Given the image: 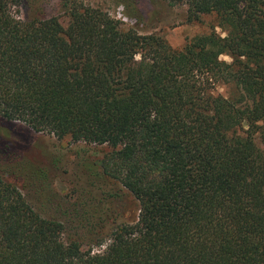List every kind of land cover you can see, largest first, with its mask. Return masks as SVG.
Returning <instances> with one entry per match:
<instances>
[{
  "label": "trees",
  "instance_id": "trees-1",
  "mask_svg": "<svg viewBox=\"0 0 264 264\" xmlns=\"http://www.w3.org/2000/svg\"><path fill=\"white\" fill-rule=\"evenodd\" d=\"M22 1L0 0V264H264V0H163L216 19L182 49L84 0H63L67 25L23 20ZM14 123L110 150L85 165L81 236L22 194L52 158Z\"/></svg>",
  "mask_w": 264,
  "mask_h": 264
},
{
  "label": "rangeland",
  "instance_id": "rangeland-1",
  "mask_svg": "<svg viewBox=\"0 0 264 264\" xmlns=\"http://www.w3.org/2000/svg\"><path fill=\"white\" fill-rule=\"evenodd\" d=\"M157 1L160 15L152 22H137L136 19L127 17L124 7L116 0H84V4L108 13L118 22L121 29L134 28L140 34L156 33L174 49H182L194 37L211 32L213 25L216 24L214 16L208 15L201 16L199 21L189 22L185 5L171 7L163 0ZM62 3L63 0H23L18 9V16L23 20L54 16L63 25H67L70 20L65 15ZM215 32L222 37L225 36L217 27ZM220 59L230 62V58L226 56H221ZM235 91L233 87L224 85L216 89V93L224 97L233 96ZM14 124L24 128L32 145L45 148L46 153L52 158L49 162H43L47 163L46 165L40 164L48 173V188L43 191L26 188L21 191L22 194L43 217L66 221L65 232L81 236L84 230L78 228L76 223L70 222L79 220L84 210L96 205V201L92 202V199L99 197L96 190L90 186L88 188L92 189V195L86 197L87 195L82 192L90 184L85 165L90 166L93 171L97 169L101 172L98 162L110 150L104 146L87 145L83 142L73 143L69 138L57 140L51 135L34 133L20 123ZM0 174L2 175L1 172ZM2 176L6 179L4 175Z\"/></svg>",
  "mask_w": 264,
  "mask_h": 264
}]
</instances>
